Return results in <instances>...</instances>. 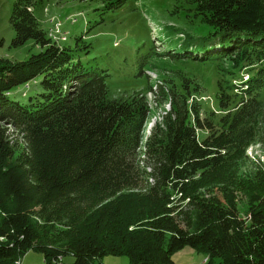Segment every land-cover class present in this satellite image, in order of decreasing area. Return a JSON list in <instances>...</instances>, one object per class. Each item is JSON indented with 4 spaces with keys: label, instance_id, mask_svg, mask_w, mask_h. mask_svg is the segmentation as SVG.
Instances as JSON below:
<instances>
[{
    "label": "trees",
    "instance_id": "trees-1",
    "mask_svg": "<svg viewBox=\"0 0 264 264\" xmlns=\"http://www.w3.org/2000/svg\"><path fill=\"white\" fill-rule=\"evenodd\" d=\"M125 1L102 0L105 10ZM189 1L190 16L211 30L184 35L172 54L233 62L218 66L220 117L202 116L199 82L179 71L170 93L160 86L171 109L146 139V94L109 97L105 77L77 58L81 45L57 44L41 26L35 11L45 0L15 1L12 45L42 49L0 57V264L30 250L45 264L61 256L100 264L108 254L180 264L172 255L186 246L205 253L203 264H264V169L241 172L248 148L264 139V0ZM244 71L246 80L233 76ZM37 77L26 101L11 99Z\"/></svg>",
    "mask_w": 264,
    "mask_h": 264
},
{
    "label": "rangeland",
    "instance_id": "rangeland-1",
    "mask_svg": "<svg viewBox=\"0 0 264 264\" xmlns=\"http://www.w3.org/2000/svg\"><path fill=\"white\" fill-rule=\"evenodd\" d=\"M15 1L0 0V57L18 61L28 59L42 48L33 40L18 47L12 45L15 30L11 25V15ZM103 5L102 0H45L35 14L57 44L74 47L78 42L81 45L77 58L90 71L105 77L109 97L128 99L135 93L146 94L151 109L143 128L145 139L155 127L163 125V117L171 109L170 98L166 99L160 86L164 92L170 93V86L180 80L179 71L199 82L202 92L196 93L195 97L202 103V116H209L214 110L218 115L216 118L220 117L215 103L218 79L221 77L218 66L228 69L233 62L192 59L180 62L172 54L183 51L184 35H199L211 30L210 26L201 22L200 17L190 16L194 14L193 3L189 0H126L123 6L106 10ZM80 36H84V40H77ZM241 75L246 80L248 73L244 71L233 76ZM238 79L234 82L239 83ZM40 80L37 77L29 87L24 84L18 86L11 99L26 101L36 91ZM74 83L72 81L71 85ZM203 134L201 131L200 135ZM12 137L20 139L16 133ZM247 156L241 168V172H245L244 177L264 169V139L254 142L248 148ZM215 193L222 203L226 202L219 189ZM237 196L238 206L244 213L249 203L246 192L240 190ZM205 257L204 252L190 246L172 255V259L180 264H203ZM57 261L58 264H65L72 262L73 257L61 256ZM14 264L45 262L42 253L30 250ZM100 264H130V257L108 254Z\"/></svg>",
    "mask_w": 264,
    "mask_h": 264
}]
</instances>
